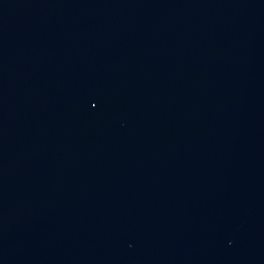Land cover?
Returning a JSON list of instances; mask_svg holds the SVG:
<instances>
[{"label":"water","instance_id":"obj_1","mask_svg":"<svg viewBox=\"0 0 264 264\" xmlns=\"http://www.w3.org/2000/svg\"><path fill=\"white\" fill-rule=\"evenodd\" d=\"M0 264H264V0H0Z\"/></svg>","mask_w":264,"mask_h":264}]
</instances>
